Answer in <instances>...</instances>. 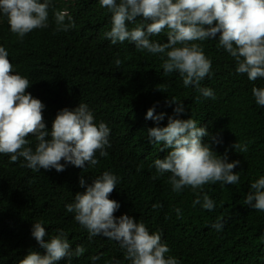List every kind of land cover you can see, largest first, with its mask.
<instances>
[{
	"label": "clouds",
	"instance_id": "clouds-1",
	"mask_svg": "<svg viewBox=\"0 0 264 264\" xmlns=\"http://www.w3.org/2000/svg\"><path fill=\"white\" fill-rule=\"evenodd\" d=\"M86 5L104 14L100 17L103 26L106 19L108 24L111 13V28L105 36L112 44L129 41L140 51L160 54L165 75L178 72L185 87L194 86L205 98L215 99L212 89L200 86L211 72V60L195 41L218 38V47L235 59L237 73L247 74L250 81L264 79V0H87ZM0 15L7 17L10 31L16 35L13 38L0 29V154L8 155L11 163L19 160L22 167L34 172L53 170L58 176L57 173L66 171L64 185L69 194L77 185L85 189L74 192V202L65 205L67 212L74 213L73 222L89 239L101 235L121 249L128 264H179L172 256L174 236L132 215H114L120 204L109 196L116 189L117 176L109 171H89L100 163L98 157L122 148L127 129L113 128L112 121L103 114L105 109L87 101L99 114L97 123L87 104L79 103L74 109H60L48 130L43 117L45 105L26 91L30 86L26 75L29 74L37 79L34 86L38 91L60 108L65 105L61 96H74V84H65L62 90L56 87V76L65 62L55 54L61 51L63 42L71 48L77 46V41L66 35L75 27L76 1L0 0ZM49 16H54L56 25L49 22ZM137 17L144 23L129 28L128 22L135 24ZM165 29L166 43L151 39ZM60 31H64V37L58 35ZM21 56L25 62L19 69L11 60ZM121 63L119 58L115 60L118 68ZM252 94L256 103L264 107V87L254 86ZM168 103L176 104L177 115L184 111L183 103L175 98ZM164 115L154 114L153 107L148 109L146 118L159 123ZM114 130L116 143L109 149ZM207 135L206 128L197 126L192 118L169 116L166 126L148 129L149 142L163 143L170 149L163 159L154 161V166L158 174L171 173L168 182L174 192L184 187L202 189L205 184L216 182L238 183L240 177L233 169L240 162H228L215 155L211 146L202 142ZM30 136L35 138V150L28 146ZM233 147L241 153L247 151L246 145L235 143ZM161 149H153L151 155L157 156ZM83 169L88 171L83 173ZM71 178L74 179L70 181ZM250 188L244 203L264 212V176ZM196 205L209 211L215 207L206 193L202 200L197 194L193 207ZM175 211L179 217L180 209ZM20 217L21 210L0 220V264H69L71 258L84 254L85 248L71 243L62 229L59 233L50 230V219L44 214H36L23 226L19 225ZM212 227L221 230V219ZM16 231L26 237L27 245L23 253L13 258L4 250L16 238Z\"/></svg>",
	"mask_w": 264,
	"mask_h": 264
},
{
	"label": "trees",
	"instance_id": "trees-1",
	"mask_svg": "<svg viewBox=\"0 0 264 264\" xmlns=\"http://www.w3.org/2000/svg\"><path fill=\"white\" fill-rule=\"evenodd\" d=\"M75 1L79 25L75 24L66 35L75 39L77 46L71 48L63 42L61 51L55 54L65 62L59 73L54 72L58 73L56 87L62 90L65 84L83 80L81 86H88L86 101L105 109L103 114L112 121L113 128L127 129L122 148L112 151L115 155L151 144L148 129L166 126L172 116L195 120L197 126L205 127L209 133L202 137V142L209 144L215 155L228 162H240L233 169L240 177L237 184L216 182L205 184L202 189L184 187L174 192L168 182L171 173L158 174L154 166L157 158L163 159L170 151L163 143L152 142L154 149L162 148L157 156L151 155L153 149L142 145L136 148V154L123 157L119 166L109 156H100L99 166H92L89 171H112L117 176L116 189L109 196L120 204L114 215H132L174 236L172 256L179 264H264V212L244 203L251 184L264 176V107L256 103L252 94L254 86L264 87V79L250 81L247 74L237 73L235 59L218 47V38L195 41L211 60V72L200 86L212 89L215 99L205 98L194 86L185 87L178 72L165 75L160 54L140 51L129 41L112 44L105 36L111 28V13L108 24L106 19L103 26L100 24L103 13L88 8L87 0ZM128 23L132 28L144 22L137 17L135 24ZM76 29L78 37H73ZM166 31L151 39L166 43ZM117 58L122 61L119 68L115 64ZM12 64L21 69L24 63ZM23 73L25 77L26 71ZM26 75L30 82L26 91L33 95L38 90L34 86L37 79ZM173 98L183 103L184 111L179 115L174 111L176 104L168 103ZM153 107L154 114H165L159 123L146 118L148 109ZM93 115L97 123L99 114L94 111ZM116 139L114 130L109 149H113ZM235 143L246 145L247 151L241 153L233 147ZM140 156L149 157L148 162ZM22 164L26 165V161ZM42 170L34 172L22 167L19 160L11 163L8 155L0 154V220L21 210L19 225L23 226L35 219L36 214H44L50 219V230L59 233L62 229L71 243L85 248L84 254L71 258L69 264H128L121 249L101 235L89 239L73 222L74 213L67 212L65 205L74 202L73 193L85 189L77 185L71 195L64 185L68 178L66 171L56 176L53 170L50 173ZM198 193L201 200L206 193L214 201V210H205L202 205L193 207ZM218 218L223 223L219 231L212 227ZM15 236L4 250L13 258L23 253L27 245L24 235L16 231ZM93 256L99 258L93 260Z\"/></svg>",
	"mask_w": 264,
	"mask_h": 264
},
{
	"label": "bare ground",
	"instance_id": "bare-ground-1",
	"mask_svg": "<svg viewBox=\"0 0 264 264\" xmlns=\"http://www.w3.org/2000/svg\"><path fill=\"white\" fill-rule=\"evenodd\" d=\"M24 63L25 62V58L24 56H21V58L19 60H16V59H12L11 60V63ZM53 72H56L57 70L56 69H52ZM83 83V80H77L75 84H77V86H73V91L75 92V94H73L74 96L69 98V96L67 95H63L60 97V100L65 104L64 107H58L55 105V103L52 101V99L47 96V95H44L43 93L39 92L38 90L32 95L34 98H38L39 100L42 101V103L45 105V108L47 109V114L43 115L44 117V121H45V124H46V127L48 130L51 129L52 127V121L54 120L57 112L62 109V108H69V109H74L76 106L79 105V103H84V104H87L89 110L93 113L95 110L90 106V104L87 103L86 101V98H85V93H86V90H85V87L84 86H81V84ZM60 87H62L63 85L60 83L59 84ZM29 141H30V144L28 146L32 147L33 150H35V146H36V141H35V138L34 137H28ZM142 145H147L149 148L151 149H154V145L151 143H147V144H141L139 146H142ZM137 146V147H139ZM132 148V149H128L126 152H124L122 155H115L112 151H107L108 152V155L112 161L116 164V165H120L121 162L123 161V157L125 156H128V155H133V154H136V148ZM140 158L143 160V161H146L148 162V158H142L140 156ZM21 161H24L23 158H21ZM149 165V164H148ZM99 166V164H98ZM111 173L113 174L114 172L111 171Z\"/></svg>",
	"mask_w": 264,
	"mask_h": 264
},
{
	"label": "rangeland",
	"instance_id": "rangeland-1",
	"mask_svg": "<svg viewBox=\"0 0 264 264\" xmlns=\"http://www.w3.org/2000/svg\"><path fill=\"white\" fill-rule=\"evenodd\" d=\"M73 13H74V12L72 11V14H73ZM73 20H74L75 24H78V25H79V23L76 21L75 18H74ZM49 22H50L53 26L56 25V24H55V20H54V16H49ZM100 24H102V23L100 22ZM102 25H103V24H102ZM0 29H1L3 32L7 31V32L11 33V36H12L13 38L16 36L15 34H13V33L10 31V25L8 24L7 17H6V16H3V15H0ZM78 34H79V31L76 29L75 32H74L73 37H74V36H75V37H78ZM58 35L61 36V37H64V36H65V35H64V31H60V32L58 33Z\"/></svg>",
	"mask_w": 264,
	"mask_h": 264
}]
</instances>
